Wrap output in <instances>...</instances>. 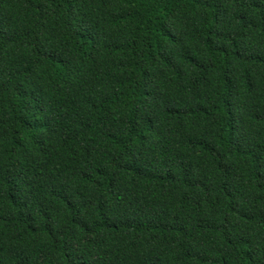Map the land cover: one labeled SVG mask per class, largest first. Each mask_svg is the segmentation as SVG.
Listing matches in <instances>:
<instances>
[{"label": "trees", "instance_id": "trees-1", "mask_svg": "<svg viewBox=\"0 0 264 264\" xmlns=\"http://www.w3.org/2000/svg\"><path fill=\"white\" fill-rule=\"evenodd\" d=\"M0 264H264V0H0Z\"/></svg>", "mask_w": 264, "mask_h": 264}]
</instances>
